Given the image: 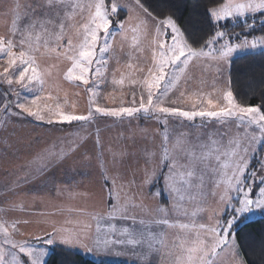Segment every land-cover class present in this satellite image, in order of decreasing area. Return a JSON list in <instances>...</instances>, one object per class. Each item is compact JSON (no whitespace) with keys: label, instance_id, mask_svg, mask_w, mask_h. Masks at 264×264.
<instances>
[{"label":"snow or ice","instance_id":"1","mask_svg":"<svg viewBox=\"0 0 264 264\" xmlns=\"http://www.w3.org/2000/svg\"><path fill=\"white\" fill-rule=\"evenodd\" d=\"M0 21V159L16 165L0 186V264H49L57 247L129 264H254L240 225L264 220V102L240 103L234 84L264 71V0H0ZM54 75L86 111H63ZM28 117L76 134L12 139ZM92 175L99 205L66 204Z\"/></svg>","mask_w":264,"mask_h":264},{"label":"rangeland","instance_id":"2","mask_svg":"<svg viewBox=\"0 0 264 264\" xmlns=\"http://www.w3.org/2000/svg\"><path fill=\"white\" fill-rule=\"evenodd\" d=\"M2 21H0V27H2ZM63 67V65H61ZM55 71V70H54ZM51 86L53 88V95L55 96L58 92L59 94V102L62 105V109L65 112H84L86 111L87 107V97L86 95L81 91V94L77 96L75 93L76 89L70 88L66 85V83H61V81L57 78V76L54 75L53 80L51 82ZM128 85H125V91L128 90ZM67 94V95H66ZM117 98L119 99V93H117ZM118 102V100H117ZM111 106V105H110ZM27 121H32L31 117L26 118ZM144 122L141 121V124ZM64 129H71V131H61L60 125H47V124H41L40 122L32 121L31 123L28 122H21L17 123L14 126H12V139L17 140H23L24 142H35L39 141L41 144L48 143V142H54L58 138H61L63 136H75V129L70 125L63 126ZM139 134V129L136 130ZM151 131V129H149ZM119 135V129L115 125H109L104 130V136L106 139L115 140V138ZM2 155V154H0ZM16 165L15 162L8 158H2L0 159V186H3L5 183V180L3 179V173L5 171L11 172L15 169ZM61 175L57 174V179H60ZM79 179V178H78ZM88 191L90 193H99V186H98V179L95 175L90 176L89 178L85 179L83 181V184L80 189H77L71 193H66L67 199L65 201L66 204L72 207H88L90 206L87 202V199L81 198V203L83 204L80 206V195L78 194L80 191ZM96 196H93L89 199H96ZM53 201H51L52 207ZM47 209V208H46ZM62 217L56 216L53 217H38L36 218V224L32 226L30 230H40L41 228H48L52 223H60L62 222ZM260 219L259 217L254 218L253 220ZM45 222V224H41L42 222ZM247 222V221H246ZM40 223V225H39ZM85 258H89L91 260L96 261V259H93V256L91 254H84L79 253ZM103 264H118L113 259H107L105 261H102ZM126 264H129V261H126Z\"/></svg>","mask_w":264,"mask_h":264},{"label":"trees","instance_id":"3","mask_svg":"<svg viewBox=\"0 0 264 264\" xmlns=\"http://www.w3.org/2000/svg\"><path fill=\"white\" fill-rule=\"evenodd\" d=\"M189 9L191 4H189ZM187 12H184L187 17ZM239 67L247 69V62H241ZM234 89L238 94L240 103L261 104V93L264 92V71L257 64L245 76H241L234 84ZM240 237L243 238V247L241 249L244 258L254 264H264V255H262L261 235L264 234V220L256 219L247 221L240 225ZM70 261L71 264H98V262L85 258L80 254L69 255L56 248L49 258V264H61V261Z\"/></svg>","mask_w":264,"mask_h":264},{"label":"crops","instance_id":"4","mask_svg":"<svg viewBox=\"0 0 264 264\" xmlns=\"http://www.w3.org/2000/svg\"><path fill=\"white\" fill-rule=\"evenodd\" d=\"M96 199H87V202L89 203L90 206L86 207V208H93V207H97L99 205V199H98V195L96 196ZM80 199V203H81V197H79ZM83 204L81 203L80 206H82ZM35 206L41 208V209H49L51 206V200H49L47 203H45L44 201H37ZM36 222H34L33 225H35ZM41 224H45V222L43 221ZM40 225V223H39ZM93 259H96V262L98 261H105L107 259H113L114 261H116V263L118 264H126V261H129L130 258L128 256H120L117 257L115 255L112 256H102V257H93Z\"/></svg>","mask_w":264,"mask_h":264}]
</instances>
